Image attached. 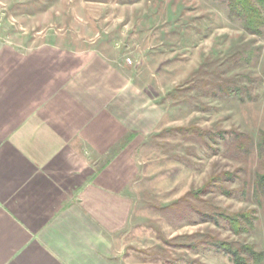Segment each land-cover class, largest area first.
<instances>
[{
    "label": "rangeland",
    "instance_id": "rangeland-1",
    "mask_svg": "<svg viewBox=\"0 0 264 264\" xmlns=\"http://www.w3.org/2000/svg\"><path fill=\"white\" fill-rule=\"evenodd\" d=\"M9 16L49 26L61 43L129 53L162 105L136 150L132 211L109 264H232L229 246L264 253L253 198L264 28L247 32L225 0H0V27ZM242 214L254 225L237 234L225 217Z\"/></svg>",
    "mask_w": 264,
    "mask_h": 264
},
{
    "label": "crops",
    "instance_id": "crops-1",
    "mask_svg": "<svg viewBox=\"0 0 264 264\" xmlns=\"http://www.w3.org/2000/svg\"><path fill=\"white\" fill-rule=\"evenodd\" d=\"M9 17L0 27V264H109L132 211L136 150L157 131L162 105L129 53L108 41L61 43L49 26Z\"/></svg>",
    "mask_w": 264,
    "mask_h": 264
},
{
    "label": "trees",
    "instance_id": "trees-1",
    "mask_svg": "<svg viewBox=\"0 0 264 264\" xmlns=\"http://www.w3.org/2000/svg\"><path fill=\"white\" fill-rule=\"evenodd\" d=\"M233 18L242 21L244 29L253 34H261L264 28V0H225ZM261 166L253 186V198L264 212V133L255 143ZM231 229L237 233L246 232V226L253 227L254 223L246 214L225 217ZM223 250L222 248H220ZM223 250L231 259L232 264H262L264 253H258L253 246L234 249L229 246ZM243 251V252H242Z\"/></svg>",
    "mask_w": 264,
    "mask_h": 264
},
{
    "label": "built area",
    "instance_id": "built-area-1",
    "mask_svg": "<svg viewBox=\"0 0 264 264\" xmlns=\"http://www.w3.org/2000/svg\"><path fill=\"white\" fill-rule=\"evenodd\" d=\"M128 63H130V64H131V63H132V61H131V60H128Z\"/></svg>",
    "mask_w": 264,
    "mask_h": 264
}]
</instances>
